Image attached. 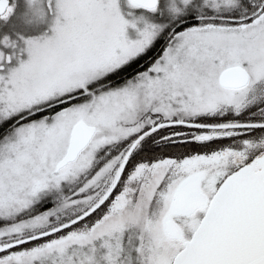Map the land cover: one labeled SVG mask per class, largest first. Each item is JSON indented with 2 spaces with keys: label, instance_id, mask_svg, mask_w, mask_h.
<instances>
[{
  "label": "snow or ice",
  "instance_id": "6c2138e0",
  "mask_svg": "<svg viewBox=\"0 0 264 264\" xmlns=\"http://www.w3.org/2000/svg\"><path fill=\"white\" fill-rule=\"evenodd\" d=\"M0 264H264V0H0Z\"/></svg>",
  "mask_w": 264,
  "mask_h": 264
}]
</instances>
